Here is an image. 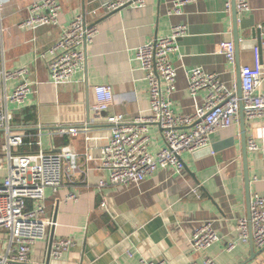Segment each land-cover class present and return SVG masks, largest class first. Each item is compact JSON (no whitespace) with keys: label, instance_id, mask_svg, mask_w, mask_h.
Returning a JSON list of instances; mask_svg holds the SVG:
<instances>
[{"label":"crops","instance_id":"obj_1","mask_svg":"<svg viewBox=\"0 0 264 264\" xmlns=\"http://www.w3.org/2000/svg\"><path fill=\"white\" fill-rule=\"evenodd\" d=\"M32 1L5 0L0 21V95L5 89L1 71L30 65L31 79L38 82L37 92L29 94L24 105L9 102L16 116L15 130L32 140L37 139L40 125L45 151L52 150L53 143L55 150L65 147L79 156L78 169H66L63 187L57 193L46 191L48 216L55 224L49 228L47 239L34 245L28 264H46L51 236L53 240L70 237L75 243L61 259L51 258L50 264H138L143 257L164 260L166 264H190L193 260L202 263L210 256L218 264H241L253 251L257 254L245 264H264V250L252 240L238 241L235 248L226 250L228 242L239 237L238 220L249 218L250 212L241 118L211 135L216 151L181 154L186 172L183 177L169 167L130 185H98L110 174L98 162L100 147L111 134L107 115L122 113L127 120H133L140 113L149 114V86L136 59V47L168 35L175 24H187L188 34L179 39L178 51L171 54L178 77L170 97L175 112L193 113L204 103L205 93H189L191 68L217 73L232 88L238 83V68L241 72L245 65L255 66L254 52L259 46L253 30L261 26L264 38V0H249L251 10L238 12L241 40L235 63L220 51L222 42L235 43L233 6L227 10L225 0H195L187 3L181 15L169 13L174 0H145L144 6L131 5L112 13H106L98 2L58 0L62 6L58 24L22 30L17 25L28 16ZM80 13L98 25L99 31L87 51L84 70L71 82L56 85L40 55ZM261 56L264 59V44ZM16 84L9 80L6 90ZM99 84L112 87L115 104L109 111L97 114L90 111V106L96 102L94 87ZM245 121L246 145L248 138H253L260 146L256 152L248 148L251 199L255 192L264 194V117ZM69 127L79 129V134L54 137L48 133L49 129ZM149 130L150 148L152 152L159 151L165 146L162 131L156 124ZM4 139L0 131V147ZM36 150L33 144L19 148L26 153ZM6 176V166L0 163V182ZM191 186H200V197L187 195ZM69 193H76L78 200H67ZM209 221L221 240L208 249L195 251L191 234Z\"/></svg>","mask_w":264,"mask_h":264},{"label":"built area","instance_id":"obj_2","mask_svg":"<svg viewBox=\"0 0 264 264\" xmlns=\"http://www.w3.org/2000/svg\"><path fill=\"white\" fill-rule=\"evenodd\" d=\"M195 0H174L169 13L181 15L187 3ZM226 9L231 10L232 0H225ZM239 13L251 10L249 0H235ZM144 6L145 0H108L101 7L106 13H112L127 6ZM5 0H0V21L3 18ZM29 13L18 23L22 30H36L43 25L58 24L62 11L58 0H34L28 7ZM98 25L89 22L84 13L78 14L66 27L60 37L40 57L48 64L51 80L56 85L68 83L76 74L84 70L88 49L94 44L98 34ZM188 34L187 24H175L166 36L156 37L136 47V59L143 77L148 82L150 95L149 114L140 113L133 120H127L122 113H109L110 125L108 142L100 147L98 162L110 171L109 178L100 179L99 187L112 185H130L144 180L160 168L174 167L180 176H185V165L181 159L183 152H193L211 145V135L218 130L232 126L240 118V106L244 105L247 120L264 117V59L257 47L254 52L255 66L241 68L242 96L238 87H229L217 73L208 72L201 67L189 70L188 91L196 96L204 91V103L195 112L179 114L173 109L170 93L177 81V68L171 54L179 49V39ZM264 44V43H263ZM235 43H221L220 51L228 61L235 63ZM48 53V55H47ZM30 65L1 71L5 89L0 95V131L4 134V143L0 147V163H4L7 176L0 182V264H28L34 245L45 240L49 228L55 224L48 216L46 191L57 193L63 187L66 169L77 170L78 154L66 149L45 151L42 142V128L39 125L36 138L28 140L27 134L15 130V112L9 102L24 105L27 96L37 92L31 79ZM17 81L8 91L6 83ZM163 86L166 92H163ZM96 102L90 106L93 113L109 111L115 104L112 87L99 84L94 87ZM156 124L162 131L165 146L152 152L150 126ZM52 136L64 134L78 135L74 127L49 129ZM34 136V135H33ZM33 144L35 152H20L19 148ZM247 146L251 151H259L253 138H248ZM88 155V153L86 152ZM200 186H191L187 195L194 193L200 197ZM67 200H78L76 193H69ZM250 217L238 220L237 241L228 242L226 250L235 248L236 243L253 240L258 249L264 248V194L251 195ZM191 243L195 251L208 249L221 240L213 222H205L191 234ZM70 237L55 239L50 257L56 260L74 245ZM128 253H130L128 251ZM138 264H166L164 260L145 257ZM190 264H218L214 257H207L202 263L193 260Z\"/></svg>","mask_w":264,"mask_h":264},{"label":"water","instance_id":"obj_3","mask_svg":"<svg viewBox=\"0 0 264 264\" xmlns=\"http://www.w3.org/2000/svg\"><path fill=\"white\" fill-rule=\"evenodd\" d=\"M89 2L91 3H96L98 2V4L100 3V7H101V4L104 2V0H89ZM232 4H233V21H234V41H235V54H236V57L237 59L239 58L238 57V54H239V48H240V40L239 39V35H238V25H239V21H238V12H237V9H236V3H235V0H232ZM253 37H255V39H257V43H258V46H259V49L260 51L263 49V30L261 29V26L259 28H256L253 30ZM237 75H238V83H237V87H238V95L239 97L241 98L242 96V88H241V75H240V68L237 69ZM240 110H241V113H240V118H241V125H240V128L242 130L241 132V138H242V146H243V163L245 164V182H246V186H247V199H249V208H250V202H251V199H250V178H249V164H248V146L246 145V139H247V131L245 128V123H246V118H245V110H244V105L243 103H241V106H240ZM209 149V151L213 152V151H216V146H214L213 144L207 146V148L205 149H202V150H207ZM202 150H198V151H202ZM250 210V209H249ZM249 219H251L250 217V212H249ZM54 240H53V236L50 237V247H49V254L47 256V261H46V264H50V261H51V257H50V252H51V248H52V244H53ZM252 243L254 244L253 240H252ZM252 244V245H253ZM263 249H261V251H263ZM252 256L250 258H248L247 260H245V262L241 263V264H245L247 261H250L252 260L255 255L257 254L256 252H252Z\"/></svg>","mask_w":264,"mask_h":264}]
</instances>
